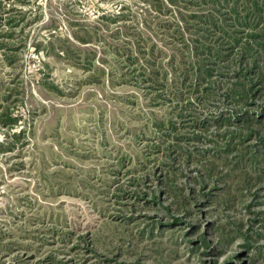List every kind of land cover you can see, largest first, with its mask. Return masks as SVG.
<instances>
[{
	"label": "rangeland",
	"instance_id": "obj_1",
	"mask_svg": "<svg viewBox=\"0 0 264 264\" xmlns=\"http://www.w3.org/2000/svg\"><path fill=\"white\" fill-rule=\"evenodd\" d=\"M151 1L0 0V264H264V17Z\"/></svg>",
	"mask_w": 264,
	"mask_h": 264
},
{
	"label": "trees",
	"instance_id": "obj_2",
	"mask_svg": "<svg viewBox=\"0 0 264 264\" xmlns=\"http://www.w3.org/2000/svg\"><path fill=\"white\" fill-rule=\"evenodd\" d=\"M151 3L158 12L175 10L173 32L199 56L192 65L198 78H203V74H212L210 68L205 67L203 56L212 54L221 58L225 43L239 44V33L243 32V28L252 26L264 17V0H152ZM190 30L193 34L186 35V31ZM249 36L255 37L257 34L250 33ZM187 37H190L188 42L185 41ZM185 76L189 78V73ZM248 120L253 119L247 117L244 122ZM227 122L231 123L230 120Z\"/></svg>",
	"mask_w": 264,
	"mask_h": 264
}]
</instances>
